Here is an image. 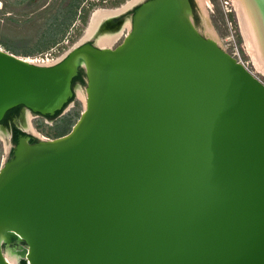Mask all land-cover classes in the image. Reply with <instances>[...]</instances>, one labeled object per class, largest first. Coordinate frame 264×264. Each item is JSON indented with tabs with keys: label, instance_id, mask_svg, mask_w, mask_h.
<instances>
[{
	"label": "water",
	"instance_id": "1",
	"mask_svg": "<svg viewBox=\"0 0 264 264\" xmlns=\"http://www.w3.org/2000/svg\"><path fill=\"white\" fill-rule=\"evenodd\" d=\"M78 69L70 128L19 134L0 164V264L15 238L18 264H264V81L200 1L136 0L117 43L50 62L0 44V119L61 110Z\"/></svg>",
	"mask_w": 264,
	"mask_h": 264
},
{
	"label": "rangeland",
	"instance_id": "2",
	"mask_svg": "<svg viewBox=\"0 0 264 264\" xmlns=\"http://www.w3.org/2000/svg\"><path fill=\"white\" fill-rule=\"evenodd\" d=\"M130 1V0H129ZM136 0L131 1L124 8L119 9L114 14H123V21L116 26L107 28L106 21L110 16L101 17L95 27L83 37L89 26L91 13L96 8H121L128 0H80L76 6V12L70 18L65 29L58 32L56 40L50 42L47 46H42L39 50L32 53L23 54L28 57L40 55L47 61L57 59L64 51L78 40L88 39L97 44L101 35H108L106 29L118 28L114 30L119 35L110 45H114L121 38L130 25V12L132 5ZM207 23V26L217 42L227 50H233L256 75L264 81V70L258 68L254 63L253 57L247 47L240 26V17L235 7L234 0H199ZM70 0H0V38L11 45L21 49L24 45L34 47V43L40 35L45 34L55 27L56 21L65 20V8ZM68 9V8H67ZM62 11V12H61ZM122 24V25H121ZM106 26V27H105ZM106 33V34H102ZM1 44V43H0ZM85 101L84 83L76 81L74 83V92L72 98L54 117H39L27 108L22 112L26 117L23 127L33 133L36 137H51L59 134L65 127V120L74 112L75 109L82 108ZM78 115H73L69 127ZM6 129V128H5ZM4 127H0V164L8 156L11 147L9 133ZM4 253L14 256L13 263L18 264L19 253L8 243H3Z\"/></svg>",
	"mask_w": 264,
	"mask_h": 264
},
{
	"label": "bare ground",
	"instance_id": "3",
	"mask_svg": "<svg viewBox=\"0 0 264 264\" xmlns=\"http://www.w3.org/2000/svg\"><path fill=\"white\" fill-rule=\"evenodd\" d=\"M131 1L133 0H128V2L123 4L121 8L117 7L113 9H108L100 7L94 9L90 16L89 26L86 29V32L83 37H86L88 33H90V31L95 27L96 23L101 17L105 15H107L106 17L114 15L115 12H117L119 9L124 8ZM234 4L237 8L240 17V26L245 43L249 48L254 63L258 68L260 67L264 70V9L262 8L259 0H234ZM118 26L116 28H118ZM116 28L114 27L106 29L108 35H101L98 41V45L103 46L112 44L115 38L119 35V33L115 34L114 32ZM28 58L31 60H36L32 56ZM43 61H47V59H44ZM4 254L9 261L13 262L14 256H10L6 253Z\"/></svg>",
	"mask_w": 264,
	"mask_h": 264
},
{
	"label": "trees",
	"instance_id": "4",
	"mask_svg": "<svg viewBox=\"0 0 264 264\" xmlns=\"http://www.w3.org/2000/svg\"><path fill=\"white\" fill-rule=\"evenodd\" d=\"M79 1H80V0H70V2L67 3L64 13H65V15H66L65 17H68V18H66V19L63 20V21H62V20H58V21H56L55 27H54L53 29L49 30L46 34H45V32L43 31V33L40 35V37L38 38V40L36 41V43H34V44H35L34 47H29V46H25V45H24L21 49H18L19 47L7 43V42H6L5 40H3L2 38H0V43H1L4 47H6V48H8V49H10V50H12V51H14V52H17V53H23V54L32 53V52H34L35 50H39V48H41L42 46H47L50 42H54V41L56 40L57 35H59V34H57V33L60 32V30L65 29V26H66L67 23L69 22L68 20L74 16V14H75V12H76V6L78 5ZM67 8H68V9H67ZM61 12H62V11H61ZM76 81H79V82H81V83H84V81H85V73H84V69H78L77 72L71 77V84H72V85H73ZM71 98H72V96L69 97V99H71ZM69 99H68V100H69ZM19 104H21V103H18V104H15V105H12V106L8 107V108L5 110L3 116L1 117L0 122L3 121V120H5V118H6L7 116H9L10 114H12V113H16L17 110H18V108H19ZM59 111H60V109H57V110L54 111V113H52V114H53V115L58 114ZM37 112H38V111H37ZM39 113H40V112H39ZM77 113L79 114V111H78V109H75L74 112L71 114V116H69L68 118H66L67 120H65V123H64V124H65V127H67V128H66L65 130H63L62 132H60V133H63V132H65L66 130H68V129L70 128V127H69L70 121H71L73 115H75V114H77ZM44 114H46V115H50L49 113H44ZM44 114L41 115L40 118H41V117H44V116H45ZM77 116H78V115H77ZM77 116H76V118H77ZM76 118H75V119H76ZM75 119H74V120H75ZM72 123H73V122H72ZM11 126H12V127H11V130H12V131H11V141H12V143H14L15 140H16V138H17V135H18L19 133H24V132H26V131H25L24 129L20 128L19 126L15 125V124H12ZM60 133H59V134H60ZM10 152H11V148H10L9 151H8V156L10 155ZM22 242L24 243L23 240H22Z\"/></svg>",
	"mask_w": 264,
	"mask_h": 264
},
{
	"label": "flooded vegetation",
	"instance_id": "5",
	"mask_svg": "<svg viewBox=\"0 0 264 264\" xmlns=\"http://www.w3.org/2000/svg\"><path fill=\"white\" fill-rule=\"evenodd\" d=\"M122 19H123V14H120V13H117V14H114V15L110 16L106 21H109L112 24H108L107 28L111 27L112 25H116V24L120 23V21H123ZM23 108H26V107L24 105H22V104H19V108H18L16 113L10 114L9 116H7L5 118V120L0 122V127H4V129L6 128L5 130L8 131L10 140H11V131H12L11 130V127H12L11 125L12 124H15V125L19 126L20 128L24 129L26 132L31 133L30 131H27V129L25 127H23V124L26 122V117L24 115V112H22ZM28 110H31V109H28ZM31 111H33L34 113L38 114L39 117L44 114V113H41V112L39 113V112L34 111V110H31ZM44 115H45L44 117H54L57 114H55V115H53V114H50V115L44 114ZM19 134H21V133H19ZM31 134H33V133H31ZM12 145H13V143L11 144V146ZM7 243L10 244L11 246H13L15 249L16 248L17 249L21 248V246L24 244L21 239H16V238L8 241Z\"/></svg>",
	"mask_w": 264,
	"mask_h": 264
},
{
	"label": "built area",
	"instance_id": "6",
	"mask_svg": "<svg viewBox=\"0 0 264 264\" xmlns=\"http://www.w3.org/2000/svg\"><path fill=\"white\" fill-rule=\"evenodd\" d=\"M224 48V47H223ZM228 51H230L231 53H233L234 55H236L237 56V54L235 53V51H233V50H228ZM46 58H44L43 56H40V55H34V57L33 58H35L36 60H34V61H38V62H47V61H43L44 59H47L48 58V56H45ZM240 60H241V58L239 57V56H237ZM242 61V60H241ZM50 62V61H49ZM244 63V62H243Z\"/></svg>",
	"mask_w": 264,
	"mask_h": 264
}]
</instances>
